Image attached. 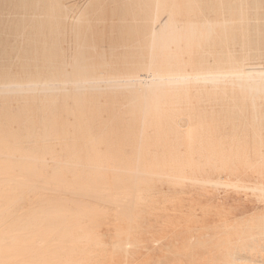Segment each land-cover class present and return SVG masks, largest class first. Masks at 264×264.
<instances>
[{
  "label": "rangeland",
  "instance_id": "obj_1",
  "mask_svg": "<svg viewBox=\"0 0 264 264\" xmlns=\"http://www.w3.org/2000/svg\"><path fill=\"white\" fill-rule=\"evenodd\" d=\"M241 1L243 2V8H244L242 11L243 13H245L246 11V14H247L246 16L247 19L245 17V20H242L240 14H234V13L229 14L228 12L224 14L222 12L221 13L219 12L220 14L218 13L217 15H214V16L212 13L210 14L208 13L206 15V18H209L210 20H214V19L216 20V21L214 20L217 23L216 34L218 35L219 40L220 41L222 40V43H223V47L218 46L216 48V50L218 49V52L216 53L214 52V54H207V60L208 61L210 60L209 61L210 63L211 61H213L212 63H214L215 61L214 58L216 59L218 55H223L224 53L227 54L228 51L230 50V52L232 53L229 52L227 55L229 56L234 55L232 56L233 58L234 57L235 58H240V57L246 58L247 61L245 60L244 68H247L249 70L259 68L263 70L264 69L263 68L264 58H262V55L264 57V32H263L264 31V24H263L264 23V0H250V1L248 0V2L247 0H241ZM227 2L232 4V3H235L236 0H227ZM253 2H257V4L255 5L257 6L256 9L252 5ZM258 5L260 6L258 7ZM145 6H146V0H0V70L3 69L4 71H7L8 73H19V74L22 73V75L26 77L28 75L27 73H30L29 70L30 71L35 70L37 67L38 68L41 67L40 69L46 68L44 67L46 64L44 62L43 57L47 56V54H49L50 51L53 50L54 48L58 51L59 55L64 59L66 64L70 67V65L72 66V61L74 59H78L81 57L80 52H78L79 57L77 56V52H76V50L79 48V47L78 48L76 47L80 44L82 51L83 50L86 51L84 55L87 58L89 57L88 58L89 62L87 61V58L86 59L84 58V61H82L83 58L81 57L80 63H78L79 61L77 63L85 66V64L89 63L90 65L91 63L93 65L94 62L99 61V62H96L97 65L100 64L99 68L96 65L93 67L92 65L90 66L86 65V66H88L90 70H92L95 67L93 69L94 71L92 70L94 74L98 75L99 72H102L100 73L99 77H104L105 75H107V73L110 74L109 76L107 75L108 77L105 76V80L101 78L99 82H98L99 79L95 81V79L99 77L94 78V79H87L88 81L86 82L84 80V83H82L83 82L82 81L81 83L83 85L85 84L86 86L85 85L83 86L82 84L76 83V82H75L76 84L71 83V81H69L70 83L68 82L69 84L68 85L64 83L67 81H63L62 85L60 84L61 82L58 83L59 86L56 85V87L58 88L52 86V88H54V90H52L50 85H40L41 87L45 86L43 88H46V89L49 86L48 89L51 88V90L47 89L48 91L40 90L39 84H36V86H34L35 89L37 87L36 91L35 90L34 91L33 90H30V91L22 90L23 88L28 87L29 89V87L30 88L33 87L29 85L30 83L27 84L28 86L27 85H24V87L20 86V84L22 83L23 84L27 83L26 79H28L29 76L23 79L26 82L20 81L19 83L18 82L13 83L10 81L6 82V80L2 81V78H0V80L2 82H5L6 85L9 84V87L6 86L4 83L3 85H0V87L5 85L3 88L2 87L0 88V91L1 89L5 90L9 88L5 92L4 91L0 92V103H1L0 107L4 105L5 107L2 106L1 109L4 110L5 108L4 110L5 113L7 111V113L4 114L2 113L0 109V118H1L0 126H2V128L0 127V133L1 134L6 133L4 135H7V132H8V138L11 137L12 139V141H10L11 144L12 143L14 144L17 141L15 143V146L18 145L19 149H21V152L29 149V151L33 150L41 156L47 155L46 156L47 158L46 160H48L47 164H50V166L45 164L46 160L44 157H42L43 160L38 164L40 165V167H42V169L44 168L43 170L46 173H47V169L49 172L52 171L53 169V167L51 168L53 163L51 165L50 162L52 161H50L49 158L51 156L53 157L54 154L56 155L57 152H59L58 150H60V148L62 147L61 150L63 149L64 152L66 151L67 152L64 153L63 151H60V152H63L64 154L62 153H60V155L57 154L58 159L54 156L55 163L57 162V160L58 161L62 160V162L60 161L59 163L57 162L58 165L54 164L53 170H59L60 168H63L62 170L60 169L59 171L68 173V176L67 175L66 176L69 178L72 177L71 174L76 175L74 180L78 178L79 182H80V174L81 176L86 175L87 177L89 169L91 172V173L89 172V174L90 175L93 174L91 176L88 174V176H90L91 179H92V176L96 175L97 179L96 177H94L96 180L94 179L95 180L94 181L92 179V181L96 182V189L98 188L97 190L100 192L95 190V192L92 191L91 193L89 191L90 194L96 193L97 196L94 194V196L92 197L93 199L90 197H87V195L86 197L90 199H87L85 195H83L84 199L81 195H80L81 197L77 195L76 198L82 202L76 201L75 203L77 204H74V205L75 206L77 205L76 207L83 209V211L87 210V216L89 215V219H90L89 225L91 224L89 228L90 229L93 228V230L95 229L94 230L95 232L91 229L93 237L94 236L103 237V240L105 241L104 245L103 244H100V245L101 246L108 245L106 246L108 247V249L102 246L104 250L103 251L101 247H98L97 249L96 246L98 245H96V242H95L96 240L94 241L95 245L93 243H90L89 245L90 247H88V249L91 248L89 250L93 251V254H96L98 256V257L96 256L95 258H98V260H100V261L97 260L98 262V263L96 262L97 264H264V193H263L264 191L261 192L260 190L256 189L257 185L264 183V159L261 161V159L257 156L259 154H262V156L264 155V116H263L264 115L263 114L264 113V93L259 96L257 94L256 95L254 94V96H256L254 98L252 97L253 94L250 93L251 97L254 100L253 101L249 95L250 91L241 89L239 85L237 84V81H232V83H230L231 80H229V77L228 78L225 77L226 79H223L224 82L218 80L217 82L210 81L211 82L210 83L206 79H203V81L202 80L200 81L199 78L203 77L202 74H200L198 75L199 81L191 78L192 82H191V79H190V82L188 80L187 83L185 84L186 85L185 88L183 84H182L183 86L178 85L176 87L167 86L166 89L167 90L169 89V90L168 91L166 90V97L164 99V103L162 105L161 111L154 113V111L150 110L146 115H143V111H141V109L139 110L136 104H138V102L139 103L143 102L144 99L141 98V101H140V98L135 99L134 98L135 96L133 93L137 90L136 88H138V86H136L138 79L130 78L131 81H128L126 79L128 76H125V71L128 67L131 66L130 62L134 57H143L147 59L151 55V54H148V52L149 53L151 52L150 48H148V46H146V42L142 40L141 38L142 34L140 32V28L144 25L143 14H142L143 12L141 8H144ZM246 7H247V10H249V12L245 9ZM227 14L230 16H228ZM248 15H251V16H248ZM66 16H70V17L66 18ZM220 17L221 18L223 17L224 19L228 21L231 18L233 21L230 20L229 22H224L225 20L223 18L221 19ZM202 18H205V16L203 15ZM218 20H221L220 24L219 22H217ZM248 24L250 25L255 24L253 26L254 27L253 31L251 30L249 36L251 35L250 36L251 38H253L254 36L255 37L258 36L260 38L259 50L246 48L239 42H236V43L232 42V40H230L229 38V36L232 34L230 32H233L234 28L236 29L239 26L246 27V25ZM52 42H54L55 44L54 43L52 44ZM141 45L143 47H141ZM59 48H61V50ZM62 50L65 53L64 55H63ZM78 50L80 51V48ZM247 50H251V51H247ZM255 52L262 53L258 55L259 57H261V60H258L260 58H258L257 54L256 55L253 54V56L254 55L255 56L251 57L252 53H255ZM97 54L100 55V57L102 55L104 57L102 56L100 58ZM215 54H216V57H215ZM248 54H249V57H248ZM64 57H66V59ZM67 57H68V60H67ZM187 58H188V55H187ZM254 58H257V59L255 60ZM102 59L105 60V62L107 61L109 63L111 62L112 63L108 64L106 62L107 64H104V61H102ZM85 60L87 61V63ZM69 61L71 63L70 65H69ZM101 61L104 64V69L106 68L105 70L103 68H100L101 66H103V64L100 63ZM249 61L251 64L248 63ZM73 64L74 66L77 65L74 62ZM259 64H261V66ZM20 65H21V68H20ZM105 65L107 66L105 67ZM95 69H96V72H95ZM108 71H110V73ZM118 72H121V74ZM103 73L105 74L104 76H103ZM113 73L116 74L118 78ZM111 75H112V79L110 78ZM120 75H122V77L124 76L123 77L124 79H121ZM119 79L121 81L123 80L125 81L123 82L120 81L121 82L120 83ZM90 80H92V83L89 82ZM220 80H222L221 77H220ZM2 82H0V84H2ZM114 82L120 83L121 85L113 84ZM133 82H135L136 85L130 84ZM235 82H236V86H234ZM10 84L11 85L15 84L16 86L11 87ZM96 84H99V85H96ZM80 85L82 86L80 87ZM17 86H19V88L22 90L21 92L19 91L20 89L18 88H17L18 91L12 90L13 88L16 89L15 87ZM60 86H62V88L59 89ZM98 86L100 88H98ZM193 86L195 87L193 88ZM73 87L75 88L78 87L79 89L78 88L77 89L80 92H78L76 89H73ZM63 88L64 90H61ZM191 88L192 90L189 91V89ZM170 89H172V91ZM176 89L179 91H176L174 93V90ZM244 91L245 92L247 91L248 93H245ZM247 94L249 95V97ZM31 95L33 96L31 97L33 99V102L29 98ZM65 95L67 97H65ZM9 97H11L12 100H9L10 99ZM13 97H15L17 102L15 101V99H13ZM18 97H21V99H19ZM23 97H24L25 102L28 101L26 103V106H24L25 103L22 102ZM132 97L134 98V100H132L133 99ZM17 98L19 101L17 100ZM52 98L55 99L54 100L56 101L55 103L54 101H52ZM4 100L6 101L4 102ZM9 101L14 103V105ZM129 101L130 103H128ZM15 102L19 103L17 104V107L18 105L21 106L22 104V106L19 107L20 109L16 108ZM29 102L30 104L33 103V105L28 106ZM252 103L253 104L256 103L257 105L256 110L254 109L257 115L255 114V111L252 109L253 107ZM6 104H9V106L11 105V107H9ZM6 106L8 109H6ZM39 106L41 107V109L39 108ZM50 106L52 109L50 108ZM238 106L243 107L245 109L239 110L237 109ZM249 106H251V109ZM53 107H58V108L55 109ZM9 108L10 109L12 108V109L9 110ZM22 108H24V111L21 110ZM25 108H27V111H25L26 110ZM60 109L62 110V112ZM20 110L21 112L27 113L25 114L23 119L26 121L30 120L32 122L26 123V121L24 122V120H18L20 121V127H18L17 125L19 124H16V123H19V122H16V121L19 117L22 118L23 116ZM39 110H41V112ZM12 111H14L13 112L14 114L12 113ZM19 113L21 115L18 116ZM28 113H29L30 119H27V118L25 119L26 115L28 117ZM45 113L47 115H45ZM7 114H8V117L12 115V118L14 119L12 120L16 122L15 124L13 123L14 125L12 124L10 120L11 118L9 119L10 123L8 122V124H6L7 126L4 124L2 125V120ZM32 114H34L33 116L34 117L36 116L37 118H38V114H40L39 115L40 117L38 119L35 117L36 118L35 119L32 116ZM55 114L58 115L56 116L57 118L54 117ZM42 115L46 116V118L44 119ZM59 117L61 119H59ZM49 118H51L50 121H52L53 126H56L57 125L56 123L59 124V121L61 120L60 124L62 123L61 124L62 127L60 124L56 128L52 127V125L51 127H49L50 124L49 125L47 124L48 126L47 125L46 126L48 128L47 127L44 128L45 125L44 126L41 125L43 124L42 119L46 122L47 120H49ZM39 119L40 121H42L40 123L38 122L39 128L42 127L41 129L35 128V127H38V125L34 121L36 120L39 121ZM101 120H103V122L106 121L105 122L106 124L103 125L104 123H102ZM98 122H100L99 125H98ZM34 123L36 126L32 127V124L34 125ZM127 123L128 124L130 123V125H128ZM148 123L151 124V126ZM65 124H69V126L71 127H68V125L65 126ZM78 124H80V126ZM21 125L24 127H26L25 125H27V127L23 128ZM125 125L126 127H124ZM28 126H30L32 130H29L30 127ZM64 126H65V129H63ZM92 126L93 127L101 126L99 128V131L101 130L100 133L102 137H103V134L105 133L108 135L106 137L105 136L106 134H105L104 135L105 137L102 138L101 135L99 136L100 134L99 132H97V134L95 133V135L99 136L98 137L99 140L101 138L102 139L108 138L109 136L111 137L113 136L116 140L112 138L113 140L112 139L110 140V141H113L111 142L112 144L109 141L111 137L107 139L108 142L106 141V144L105 142H103L104 140L101 141L102 139L99 142L96 141L97 138H95V136L93 139V135L91 138V136H89L88 134L89 132L91 134V131L95 132L98 130V128H95L97 129V130L94 129L95 131L92 130L93 129ZM104 126L106 127L107 130L105 129ZM75 127L77 130L75 129ZM84 127L86 128L84 129ZM12 128L13 130H11ZM34 128H35L34 130L35 132L33 131ZM51 128L55 129V133L57 132L56 130L58 128V132H59L55 134L54 141L53 139H51L54 136L53 134L54 130L53 129L51 130ZM102 128L104 131L102 130ZM124 128H127V129H124ZM37 129H39L40 131L38 130L39 132H37ZM73 129H75L74 131H76L74 132V134L71 133ZM115 129L117 130L116 131L117 133H115ZM119 129H121L120 131L123 130L121 132L122 134L118 132ZM27 130L29 133L27 132ZM42 130L46 132H43ZM63 130L65 132H63ZM85 130H86L85 136H89L87 137V139L85 138L87 141L85 143L88 144L87 147L84 146L86 145L85 143L84 144L81 143V141L82 142L85 141L84 140ZM126 130L128 131L127 133L129 134L128 136L126 135ZM131 130H133L134 132L136 131L135 134L137 136H135L133 131ZM129 131H131L133 133V136L137 138L136 139L132 138L133 137L131 135L132 133ZM48 132L50 133V138L48 139L49 136L47 135L48 137H45L44 138L45 140L42 138L44 140L43 141L44 143L40 142L42 140L39 141L38 137H40L41 139V137H43L42 135L46 133L48 134ZM60 132H62L61 133L62 135H60L61 137L58 135L60 134ZM36 133L37 134L41 133V134L36 136ZM69 133L72 134L71 135L72 137L70 136ZM75 133L77 134L78 138L77 140L71 142L70 141L71 138H73L71 140H74L76 138ZM13 134L15 135L14 138L12 137ZM28 134H29V137L32 134V137L29 138L27 136ZM63 134H65L64 135L65 139L64 138L62 139ZM66 134L68 136H66ZM79 134H82V135H79ZM4 135L0 136V140L1 138L4 137ZM141 135H144L143 138ZM56 136H57V139H56ZM80 136L82 137L80 138ZM129 136L130 138L134 139L133 140L134 142H132L131 139L127 138ZM145 136L147 139L144 138ZM190 136H193L195 140L193 138H190ZM79 138L80 140L81 139L82 140L81 141L78 140ZM164 138L165 140H163ZM50 139L52 141H50ZM61 139L64 141V143H67V144L71 142L72 145L70 144L71 146H69L66 144V147L68 146L69 147L68 149L64 150V146H65L64 143L60 144L58 142ZM67 139H69V141ZM189 139H191L192 141L191 140L189 141ZM90 140L96 141L97 146L99 145L98 143L102 145V146L100 145L99 147L101 149L98 148L99 152L101 153V154L98 153V155H101L99 158L98 156L97 158L95 157L98 152L97 146L94 144L95 143L94 141L91 142ZM167 140L169 141L166 144L167 145L169 144V145L165 146L166 145L165 141L167 142ZM88 141H90V144L92 143L93 146L92 144L89 145ZM142 141L144 142L141 144L140 142ZM53 142H56L58 146L57 144H55L54 146ZM138 142L141 144V146ZM39 143L40 144L42 143L41 146ZM188 143L189 144L192 143V145H189ZM73 144L75 146H73ZM125 144H127V146L129 145L130 148L125 146ZM130 144L133 146H131ZM162 144H165V145L160 146ZM28 145L29 147H27ZM32 146H36V150L34 148H31ZM79 146L81 148H78ZM105 146H107V148ZM53 147H55L56 149ZM92 147L96 148V150L92 151L94 149ZM131 148H134V149H131ZM161 148H162V151H161ZM50 149L52 151L55 150L53 155H51ZM75 149H79V150L83 149L85 154L82 153V150L79 152L78 150L75 151ZM102 149L104 150V153L102 152L103 151ZM121 149H122V152L120 151ZM128 149H129V152L127 151ZM45 150L48 151L50 153L49 155L51 156H49L47 152H45ZM87 150L89 151L88 153H86ZM109 150H111L112 153ZM167 150L168 151L170 150L171 152L169 153L173 154L172 158ZM69 151H70V155L68 154ZM74 151L76 155L74 154L71 157V154H72L71 152L74 153ZM163 151L164 153L162 154L161 152ZM76 152L79 155L83 154V157H79ZM91 152L92 154L95 153L96 155L93 154L92 156L90 154ZM153 153L157 155V159H159L157 160L158 162L157 161L155 162L156 156L153 158L154 156ZM158 153L161 156L162 155L163 156L161 157L160 155H158ZM165 153H166V156H164ZM86 154L87 156L85 157ZM103 154L105 156L108 155L107 156L108 160L111 157V154L112 156L114 155V157L116 158L114 159V163L112 162L113 161L112 158H111L112 161L110 159L109 162H106L107 159L105 160V156ZM130 154H132L131 156H133L134 158L133 157L131 158ZM137 155L140 156V159H138L139 161L141 160L140 163H143V164L146 163V166L143 164L141 165L139 161L135 160L137 159ZM223 156H226V157L224 158ZM120 157L123 158L121 159L122 161L120 160ZM164 157L165 159H163ZM79 158L81 159L85 158L84 160L85 163H87V161H90V165L92 166L89 165V162L87 163L88 166L85 165V163L83 164V162L80 163L81 161H83L81 159H80V162L78 163L80 165H78L77 162L79 161ZM86 158H88L87 161H86ZM151 158H153V160ZM228 158L229 159L231 158L232 160H227ZM74 159L75 161H73ZM99 159L101 161H99ZM124 159L126 162H124ZM147 159L150 160V163L152 160V162L154 161L156 164H158L161 161L159 163L160 164L159 166H161V164L163 163L162 168L158 167L155 163L153 164L156 165V167H153L152 166L153 164H150V163L148 166L149 161L146 162ZM69 160H71L70 161L72 162L71 164L69 163ZM94 160L98 161L97 164L93 163ZM162 160L164 162H162ZM205 160H206V163L204 162ZM136 161L138 162L140 167H138ZM168 161H173L172 167L170 166L171 164L169 165L172 168L171 170L173 171H169L170 167L167 166L168 165L167 163H169ZM221 161L223 162L225 161L229 163L223 164L221 163ZM117 162H119L120 164ZM165 162L167 163L164 165ZM183 162H184V165H183ZM197 162L199 166L202 165L201 163L204 162L203 168L202 166H200V168L198 166L197 168V165L196 167H194L193 165H195V163L197 164ZM62 163L63 164L65 163L64 164L65 169L68 171L70 169L71 173L66 170L64 171V167ZM98 163H100V165ZM115 163L119 164V166ZM187 163H191L190 165L194 167L195 170L192 167L191 169L190 167H186L185 169V167L183 166L185 165L189 166V164ZM69 164L70 165L73 164V166L75 167L73 168L70 166L71 168L70 167L68 168ZM104 164L105 166H107L106 164H109L110 166L113 164L114 166H112V168L113 167L114 168L111 171V167L110 169H108L109 166L108 168H104L105 167ZM205 164H207V166H205ZM125 165L127 166V168ZM47 166H49L50 168ZM76 166H79V167L81 166V169L78 167L79 170H81L80 174ZM93 166L96 167V169L92 171V169L94 168ZM178 166H182L183 169L186 170V173H185V170L183 171L182 167H180V169L183 171V173L181 170H178L179 169ZM57 167L59 169H57ZM87 167L89 169H86ZM115 167L117 170H115ZM119 167H121L120 170L118 169ZM124 167L126 169L123 170L122 168ZM101 168L102 169L104 168V170H101ZM139 168L142 172H140ZM174 168H176V170ZM210 168L212 169V171ZM85 169L87 173L85 172ZM129 169L131 170L127 171ZM142 169L146 170V172L148 171V174ZM154 169L157 170L155 171L156 173L152 172L154 171ZM161 169L164 172H162ZM215 169H218V170H215ZM192 170L194 171V173ZM73 171H78V173L73 172ZM107 171H108V174H106ZM132 171H134L135 178H133L134 174ZM177 171L178 172L181 171L179 175ZM175 172L177 173V176H175L176 174H174L176 178L171 176ZM216 172L220 174L219 176L221 175L222 176L218 177L217 176L218 174ZM66 173H63V175H65ZM97 173H99L100 175L99 174L98 175L101 177L102 175L104 176L106 174L107 177L106 176L102 177L101 178L102 181H101L99 180L100 178L99 176H97ZM166 173H170L171 177H169V174L167 175ZM184 173L186 176L184 175ZM136 174L138 175L137 179H136ZM193 174L196 175L197 177H195ZM202 175L205 176V178ZM190 176H193L195 178H192ZM86 177L84 178L83 176L81 181L83 182L85 180L89 181V178L87 177L88 178L87 179ZM103 178H106V179L104 180ZM130 178H131V181H134V183L128 182ZM191 178L194 179V181ZM196 178H198L199 180L201 178L202 182L201 181L196 182L197 181L195 180ZM209 178L213 179L214 181H218L219 179L221 184L223 181H224L223 182L224 184L221 185L219 183L218 185L215 182L208 183L205 180ZM220 178L224 180H220ZM17 179L20 181L24 180L23 177H17ZM115 179H117L118 181L115 182ZM122 179L126 183L124 182L122 184L123 182ZM236 179H238L240 182ZM106 180L109 182L110 185H112L111 187L110 185L107 186ZM137 180H139L140 182ZM186 180H188L189 182ZM77 181L75 180V182ZM90 181L88 183H91ZM94 182L90 184V187L92 186L93 188L95 186ZM99 182L100 183L104 182V185H100L99 187L98 185ZM118 182L121 185L118 186L116 189L117 185L115 184H119ZM227 182L229 185L227 184ZM233 182L235 185L238 182L237 186H233L234 185L232 184ZM259 182L261 183L259 184ZM214 183L215 185H213ZM133 184L134 186H132ZM135 184H137V186H135ZM125 185L130 186V187L132 186L133 188L132 189L129 187L127 188V186ZM245 185L249 187L251 186L250 189L248 187H243ZM124 186L127 189H125ZM202 189H204L206 193H204ZM200 190L202 191V193L200 192ZM18 191H20V193H18ZM27 191L28 189L26 191L25 189L24 191L23 189L22 190L17 189L15 190V192L13 191L10 193V196L16 197L17 200L19 197L20 199L19 203L21 204L20 206H18L17 204L19 203L14 198L15 199L14 203L18 207H16V205H14L13 207V210L14 211L16 210L15 211L16 214L14 211H13L14 213L12 212L11 216L13 218H15L16 215L20 217L21 214H22L21 217H24L23 216L24 214L27 215L29 213L27 212L28 209L30 211V214H32L35 207L37 206L40 207L39 203L38 205L37 204L35 205V202L34 204L32 202L34 198L39 197V191L35 190L36 192H34L33 190L32 191L33 193L30 191L31 192L30 194ZM102 191L103 193L105 192L106 196L105 194L102 193ZM20 194H21V197L23 196L25 199L23 197L21 198ZM102 194H103V199L101 197ZM27 195L30 197H28ZM95 196L97 200L94 199ZM27 198L29 199L30 202H32V205L28 200L26 201ZM113 198L116 199L117 201H118V198H120L119 199L120 202L121 200L122 201L127 200V199L128 200L124 201L126 202L124 206L122 204L124 202L120 203L118 201L120 203L119 204L120 206H118L117 205L118 202L115 205L116 200H114ZM14 199L12 198V200ZM22 200H25L26 203L24 201L21 202ZM106 202H108L107 206H106ZM86 203L90 205L88 206L86 205ZM29 205L31 208H29ZM92 206L95 208H93ZM97 206H99L100 208H97ZM129 206L131 208H129ZM24 208L27 209L25 210L26 212L24 211ZM18 209H19V212H18ZM95 209L97 210V212ZM100 209H104V210L100 211ZM105 210L107 211V213H105L106 212ZM92 211H94L96 214L99 213L97 214L98 218L95 213L94 214L92 213ZM26 215L24 218H27ZM16 218L18 219V217ZM91 220L92 221L94 220L95 222H92ZM258 222L259 224H257ZM96 224L97 225L99 224V225L96 226ZM131 226H134L133 228L134 230L132 229ZM117 228H119V230ZM118 233H120L121 236ZM30 240L28 239L27 242L29 243ZM32 240H31L32 241L31 245H33V247L39 246L35 238L34 239L32 238ZM118 241L119 243H117ZM127 242L131 244L130 246L128 245L129 247L127 246L128 250L126 247V245L128 244ZM120 243L123 245H121ZM23 244L22 243L17 244L16 247L13 249V251L11 250V253H13L11 254V256L12 255L13 256L10 259L11 264H16V262L18 261L17 254H20L19 252H22L21 250L24 247L28 250L26 255L28 256L29 254L30 259L28 258L27 260L26 259L27 256L24 257L25 260L22 262L23 264H41V263L45 264V261L43 260L44 258L41 256V251H40V248H42L43 245L41 247H38L39 250L38 248H36V250L38 251L34 252L35 250L31 251V249H29V248L34 249L31 245L24 244L23 247L20 246ZM26 245L28 246L26 247ZM29 250L30 252H33V253H29ZM94 251L96 252L94 253ZM38 253L39 255H37ZM34 254L36 255L35 257L33 256ZM111 254H113L114 256L113 255L111 256ZM102 259L105 262H103Z\"/></svg>",
  "mask_w": 264,
  "mask_h": 264
},
{
  "label": "bare ground",
  "instance_id": "obj_2",
  "mask_svg": "<svg viewBox=\"0 0 264 264\" xmlns=\"http://www.w3.org/2000/svg\"><path fill=\"white\" fill-rule=\"evenodd\" d=\"M250 1V0H249ZM140 2V1H139ZM233 2V1H232ZM247 2H248V0H247ZM247 2H245V3H247ZM53 4V3H52ZM140 4V3H139ZM257 4V2H253V7H255V9H256V7L257 6H255ZM259 4V3H258ZM246 5V4H245ZM251 5V6H252ZM53 6V5H52ZM260 5H258V7H259ZM65 7V6H64ZM141 7V6H140ZM143 7V6H142ZM248 7V6H247ZM247 7L245 8L246 10H247ZM249 8H250V6H249ZM248 8V9H249ZM142 9V14H143V20H144V25L140 28V32H141V34H142V40L144 41V42H146V46H148V48H150V53L148 52V54H151L150 56H149V58H143V57H134L132 60H131V66L130 67H128L127 69H126V71H125V76H128L126 79L128 80V81H131V79L130 78H135V79H138L137 81V85L135 84V82H133V83H130L131 85L132 84H134V85H136V86H138V88H136L137 90L135 91V92H133L134 93V98L135 99H137V98H140V101H141V98H143L144 100H143V102H138V104H136L137 105V107L139 108V110L141 109V111H143V115H146L150 110L151 111H154V113L155 112H160L161 111V108H162V105H163V103H164V99H165V97H166V87L167 86H174V87H176V86H178V85H184V88H185V84L187 83V81L189 80V82H190V79L192 78V79H194V80H197V81H199V79H200V81L202 80L203 81V79H206V80H208L209 82L211 81V82H217L218 80L219 81H222V82H224L223 81V79H226V78H228L229 77V80H231L230 81V83H232V81H237V84L239 85V87L241 88V89H244V90H247V91H250L249 92V95H250V93H252L253 95H252V97L254 98V97H256V96H254V94L256 95H262L263 93H264V69L263 70H261V69H259V68H257V69H247V68H244V65H245V60H246V58L245 57H240V58H233L232 56H234V55H232V56H229V55H227L229 52H230V50L228 51V53L226 54V53H224L223 55H218V57L215 59L214 58V63H212L213 61H211V63L207 60V54H214V52L216 53V52H218V49L216 50V48L218 47V46H220V47H223V43H222V40L220 41L219 40V38H218V35L216 34V30H217V23L214 21V20H210L209 18H206V15L209 13H212L213 14V16L214 15H217L219 12L221 13H226V12H228L229 14L230 13H234V14H240V16H241V18H242V20H245V17L247 16V14H246V11H245V13H243V2L241 1V0H236V2L235 3H229V2H227V0H222V1H220V0H146V6L144 7V8H141ZM254 9V8H253ZM258 9V8H257ZM252 10V9H251ZM250 10V11H251ZM65 11V10H64ZM248 12H249V10H247ZM258 11V10H257ZM247 12V13H248ZM219 13V14H220ZM252 13V12H251ZM211 14V15H212ZM222 14V15H223ZM141 15V14H140ZM203 15L205 16V18H202L203 17ZM228 15V14H227ZM256 15V14H255ZM226 16V15H225ZM228 16H230V15H228ZM248 16H251V15H248ZM68 17H70V16H66V18H68ZM256 17V16H255ZM258 17V16H257ZM221 18V17H220ZM223 18V17H222ZM221 18V19H222ZM227 18V17H226ZM224 19V18H223ZM246 19H247V17H246ZM253 19V18H252ZM137 20V19H136ZM225 20V21H224ZM223 21L224 22H229L230 20H232L231 18L229 19V21L228 20H226V19H224ZM67 21V20H66ZM233 21V20H232ZM236 21V20H235ZM248 21V20H247ZM75 22V21H74ZM217 22H219V24H220V22H221V20H218ZM249 22V21H248ZM243 23V22H242ZM245 23H246V21H245ZM136 24V23H135ZM258 24V23H257ZM264 24V23H263ZM222 25V24H221ZM230 25V24H229ZM255 24H248V25H246V27H240L239 25V27H237L236 29L234 28L233 29V32H230V33H232L230 36H229V38H230V40H232V42H239V43H241L244 47H246V48H249V49H257V50H259V48H260V38L258 37V36H254L253 38H251L250 36H249V34H250V32H251V30L253 31V26H254ZM225 26V25H224ZM224 26H222V27H224ZM245 26V25H244ZM78 28V27H77ZM231 28H232V26H231ZM256 28V27H255ZM219 29V28H218ZM228 31H230V30H228ZM263 31V30H262ZM261 32V31H260ZM264 32V31H263ZM78 33V32H77ZM138 33V32H137ZM217 33H219V32H217ZM262 33V32H261ZM76 34V33H75ZM80 34V33H79ZM258 34V33H257ZM217 35V36H216ZM224 35V34H223ZM260 35V34H259ZM221 36V35H220ZM253 36V35H252ZM138 37V36H137ZM56 38V37H55ZM140 39V38H139ZM96 40V39H95ZM95 40H93V41H95ZM125 40V39H124ZM224 40V39H223ZM83 41V40H82ZM84 42V41H83ZM224 42V41H223ZM54 42H52V44H53ZM77 43V42H76ZM91 43V42H90ZM93 43V42H92ZM55 44V43H54ZM61 44V43H60ZM233 44V43H232ZM56 45H57V43H56ZM89 45V44H88ZM95 45V44H94ZM81 45L79 44L76 48H80V51L77 49L76 50V52H77V56L79 57V55H78V52H80V56L83 58L82 59V61H84V58L86 59L87 57H85V52L86 51H82V49H81V47H80ZM82 46H84V45H82ZM86 46V45H85ZM90 46H92V45H90ZM127 46V45H126ZM242 46V47H243ZM48 47V46H47ZM124 47V46H123ZM136 47H138V46H136ZM141 47H143L142 45H141ZM228 47V46H227ZM53 48V47H52ZM83 48V47H82ZM90 48H92V47H90ZM147 48V49H148ZM226 48V47H225ZM50 49V48H49ZM60 50H61V48H59ZM58 49V50H59ZM75 49V48H74ZM85 49V48H84ZM93 49H94V47H93ZM131 49V48H130ZM227 49H229V48H227ZM46 50H47V48H46ZM89 50V49H88ZM263 50V49H262ZM82 51V52H81ZM227 51V50H226ZM234 51V50H233ZM243 51H244V49H243ZM247 51H251V50H247ZM60 52V51H59ZM62 52H63V55L65 54L64 53V51L62 50ZM135 52H137V51H135ZM235 52V51H234ZM105 53V52H104ZM230 53H232V52H230ZM249 53V52H248ZM99 54V53H98ZM97 54V55H98ZM101 54H103V53H101ZM253 54H257V56L259 55V54H262V53H258V52H255V53H252V55H251V57L253 56ZM62 55V56H63ZM147 55V54H146ZM145 55V56H146ZM185 55H186V57H185ZM187 55H188V58H187ZM254 55V56H255ZM35 56H36V54H35ZM99 57H100V55H98ZM97 56V57H98ZM103 56V55H102ZM101 56V57H102ZM135 56V55H134ZM244 56V55H243ZM253 56V57H254ZM69 57V56H68ZM68 57H67V60H68ZM81 57L80 58H78V59H74L73 61H72V66L70 65L71 63H70V61H69V65H70V67L66 64V62L64 61V59L59 55V53H58V51L54 48L53 50H51L50 51V53L49 54H47V56H44L43 58H44V62H45V66L44 67H46L45 69L43 68V69H40L41 67H37L35 70H32V71H30L29 69V72L30 73H27L28 75L27 76H29L28 77V79H26V81H27V83L26 84H23L22 82V84H20V86H23L24 87V85H27V84H29V85H31V86H33V87H29V89H28V87L27 88H23L22 90H25V91H30V90H37V87H36V89L34 88V86H36V84H39V86L40 85H50V87L52 88V86L53 87H56V85L57 86H59V82H61L60 84L62 85L63 84V81H67V82H64V83H66V84H68V82L69 81H71V83H80V84H82V83H84V80H85V82L86 81H88L87 79H94V78H97V77H99V75H100V73H102V72H99V74L97 75V74H94L93 73V69L95 68H93L92 70H90L89 69V67L88 66H86V65H89V63L88 64H85V66H83V65H80V64H78V63H80V60H81ZM100 57V58H101ZM104 57V56H103ZM106 57V56H105ZM212 57V56H211ZM215 57H216V54H215ZM238 57V56H237ZM248 57H249V54H248ZM247 57V58H248ZM36 58H37V56H36ZM65 59H66V57H64ZM73 58H75V57H73ZM77 58V57H76ZM89 58V57H88ZM88 58H87V61H88ZM213 58V57H212ZM258 58H260V59H258V60H261V57H259L258 56ZM262 58H264L263 57V55H262ZM106 59V58H105ZM111 59V58H110ZM255 60L257 59V58H254ZM77 60V61H76ZM90 60H91V58H90ZM79 61V62H78ZM86 61V60H85ZM87 61H86V63H87ZM102 61H104V64H111V63H109V62H105V60H103L102 59ZM102 61L100 62V63H102ZM247 61V60H246ZM36 62H37V60H36ZM73 62L74 63H76L77 65L76 66H74V64H73ZM78 62V63H77ZM89 62V61H88ZM96 62H99V61H96ZM96 62H94L93 63V65L90 63V65H92V67L93 66H97L98 68H99V66H100V64H96ZM115 63V62H114ZM248 63H250V61L248 62ZM103 64V63H102ZM104 64H103V66H101L100 68H103L104 69ZM212 64H213V66H212ZM251 64V63H250ZM36 65H38V64H36ZM41 65V64H40ZM89 65V66H90ZM257 65V64H256ZM260 66H261V64H259ZM107 65H105V67H106ZM112 66V65H111ZM253 66V65H252ZM30 67V66H29ZM88 67V68H87ZM92 67H90V68H92ZM96 67V68H97ZM20 68H21V65H20ZM113 68H115V67H113ZM253 68H255V67H253ZM263 68H264V66H263ZM106 69V68H105ZM104 69V70H105ZM259 69V70H258ZM23 70V69H22ZM114 70H116V69H114ZM10 71V70H9ZM123 71H124V69H123ZM20 72V71H19ZM27 72V71H26ZM95 72H96V69H95ZM97 72H98V70H97ZM109 73H110V71H108ZM105 73V72H104ZM103 73V76L105 75ZM118 73H120L121 74V72H118ZM117 73V74H118ZM123 73V72H122ZM114 74V73H113ZM124 74V73H123ZM200 74H202V76L203 77H201V78H199L198 79V75H200ZM107 75L109 76L110 74H108L107 73ZM107 75H105L106 77H108ZM116 77H117V75L116 74H114ZM113 75V76H114ZM221 75V76H220ZM224 77H223V76ZM27 76L25 77L24 75H22V73H8L7 71H4L3 69L2 70H0V78H2V81L3 80H6V82H20V81H25V80H23L24 78H27ZM101 76H102V74H101ZM105 76L104 77H99V78H97V79H95V81H97L98 79V82L100 81V79L101 78H103L104 80H105ZM120 77H121V79H124L123 77H122V75H120ZM220 77L222 78V80H220ZM226 77V78H225ZM111 79H112V75H111V77H110ZM118 78V77H117ZM116 78V79H117ZM197 78V79H196ZM22 79V80H21ZM110 79V80H111ZM130 79V80H129ZM192 79H191V82H192ZM236 79V80H235ZM107 80V79H106ZM118 80V79H117ZM1 80H0V82H2ZM25 81V82H26ZM83 81V82H82ZM94 81V80H93ZM102 81V80H101ZM109 81V80H108ZM113 81H114V79H113ZM121 80L119 79V82H120ZM123 81H125V80H123ZM123 81H121V82H123ZM127 81V82H128ZM34 82V83H33ZM82 82V83H81ZM89 82H91L92 83V80H90ZM110 82H112V81H110ZM116 82V81H115ZM113 83V84H116V85H121L120 83ZM210 82V83H211ZM221 82V83H222ZM226 82V81H225ZM229 82V81H228ZM3 83L6 85V83L5 82H2V84H0V85H3ZM13 83H11V84H13ZM70 83V82H69ZM75 83V84H76ZM129 83V82H128ZM198 83V82H197ZM204 83V82H203ZM206 83V82H205ZM208 83V82H207ZM10 84V86L12 87V86H16L15 84L14 85H11ZM33 84V85H32ZM74 84V85H75ZM190 84H192V83H190ZM196 84V83H195ZM199 84V83H198ZM224 84V83H223ZM235 85L234 86H236V82L234 83ZM4 85V86H5ZM69 85V84H68ZM83 85V84H82ZM82 85H80V87L82 86ZM85 85V84H84ZM83 85V86H84ZM92 85H94V84H92ZM96 85H99V84H96ZM115 85V86H116ZM126 85V84H125ZM182 85V86H183ZM227 85H229V84H227ZM4 86H1L2 88L4 87ZM6 86H8L9 87V84H7ZM28 86V85H27ZM72 86V85H71ZM77 86H79V85H77ZM86 86V85H85ZM89 86V85H88ZM109 86V85H108ZM107 86V87H108ZM124 86V85H123ZM192 86V85H191ZM231 86H232V84H231ZM0 87V88H1ZM10 87V88H11ZM26 87V86H25ZM43 87H45V86H40L39 88H40V90H47L48 89V87H47V89L46 88H43ZM64 87V86H63ZM100 87H101V85H100ZM99 86H98V88H100ZM106 87V86H105ZM122 87V86H121ZM173 87V88H174ZM188 87V86H187ZM186 87V88H187ZM195 86H193V88H194ZM205 87V86H204ZM16 89H12L13 91H18V89H20L19 88V86H17V87H15ZM18 88V89H17ZM32 88H34V89H32ZM51 88H49L48 90H51ZM56 88H58V87H56ZM60 88H62V86H60L59 87V89ZM66 88V87H65ZM70 88V87H69ZM68 88V89H69ZM78 87H73V89H76L77 91H78V89H77ZM93 88V87H92ZM123 88V87H122ZM171 88V87H170ZM172 88V89H173ZM179 88V87H178ZM181 88V87H180ZM210 88V87H209ZM215 88V87H214ZM7 89H9V88H7ZM7 89H1V91H6ZM83 89V88H82ZM172 89H170L171 91H172ZM234 89V88H233ZM21 89L19 90L20 92L22 91ZM47 90V91H48ZM52 90H54V88H52ZM61 90H64V88L63 89H61ZM60 90V91H61ZM70 90H72V89H70ZM169 90V89H168ZM167 90V91H168ZM184 90V89H183ZM186 90V89H185ZM190 90H192V88L191 89H189V91ZM226 90V89H225ZM236 90V89H235ZM240 90V89H239ZM0 91V92H1ZM56 91V90H55ZM54 91V92H55ZM83 91V90H82ZM129 91V90H128ZM176 91H179V90H174V93L176 92ZM245 92V93H248V92ZM39 92V91H38ZM64 92V91H63ZM78 92H80V91H78ZM132 93V92H131ZM191 93V92H190ZM226 93V92H225ZM236 93V92H235ZM65 94V93H64ZM68 94V93H67ZM73 94V93H72ZM77 94V93H76ZM177 94H179V93H177ZM193 94V93H192ZM210 94V93H209ZM74 95V94H73ZM79 95V94H78ZM181 95V94H180ZM248 95V94H247ZM249 95H248V97H249ZM35 96V95H34ZM95 96V95H94ZM173 96H175V95H173ZM187 96V95H186ZM246 96V95H245ZM12 97V96H11ZM11 97H9L10 99L9 100H12V98ZM28 97V96H27ZM31 97H33L32 95L29 97L30 98V100H32V102H33V99L31 98ZM65 97H67L66 95H65ZM233 97V96H232ZM240 97V96H239ZM250 97H251V95H250ZM251 97V98H252ZM19 99H21V97H18ZM18 98H17V100H18ZM133 98V97H132ZM134 98L132 99V100H134ZM177 98H178V96H177ZM253 98H252V100H253ZM4 99H6V98H4ZM13 99H15V97H13ZM23 99V101L22 102H24L25 103V105L24 106H26V103L28 102V101H24V97L22 98ZM36 99V98H35ZM51 99V98H50ZM57 99V98H56ZM179 99H180V97H179ZM209 99V98H208ZM38 100V99H37ZM55 99H53L52 98V101H54ZM82 100V99H81ZM188 100V99H187ZM2 101H3V99H2ZM6 100H4V102H5ZM14 101V100H13ZM15 101H16V99H15ZM19 101V100H18ZM45 101V100H44ZM43 101V102H44ZM51 101V102H52ZM95 101V100H94ZM131 101V100H130ZM130 101L128 102V103H130ZM138 101V100H137ZM254 101V100H253ZM8 102V101H7ZM9 102H11V101H9ZM17 102V101H16ZM15 102V103H16ZM21 102V101H20ZM35 102V101H34ZM56 101H54V103H55ZM134 102V101H133ZM189 102V101H188ZM12 103V102H11ZM38 103V102H37ZM53 103V104H54ZM166 103V102H165ZM3 104V103H2ZM13 105H14V103H12ZM17 104H19V103H16V108H19V107H21L22 106V104H21V106H19L18 105V107H17ZM36 104V103H35ZM34 104V105H35ZM57 104V103H56ZM168 104V103H167ZM253 104V103H252ZM0 105H1V103H0ZM6 105H8L9 106V104H6ZM29 105H33V103L32 104H30V102H29V104H28V106ZM38 105V104H37ZM40 105V104H39ZM49 105H51V104H49ZM48 105V106H49ZM63 105V104H62ZM115 105V104H114ZM2 106H4V105H2ZM1 106V107H2ZM54 106H56V105H54ZM58 106V105H57ZM74 106V105H73ZM189 106V105H188ZM1 107H0V109H1ZM5 107V106H4ZM9 107H11V105L9 106ZM15 107V106H14ZM14 107H12V108H14ZM38 107V106H37ZM59 107V106H58ZM58 107H53V108H58ZM63 107V106H62ZM70 107V106H69ZM250 107V109H251V106H249ZM256 107H257V105H256V103H254L253 104V107H252V109L254 110H256ZM11 108V109H12ZM39 108L41 109V107L39 106ZM50 108H51V106H50ZM68 108V107H67ZM6 109H8L7 108V106H6ZM10 108H9V110H11ZM20 109V108H19ZM26 110L25 111H27V108H25ZM38 109V108H37ZM47 109H49V108H47ZM52 109V108H51ZM135 109V108H134ZM237 109H239V110H242V109H245V108H243V107H237ZM4 110H5V108H4ZM4 110L3 109H1V111H2V113H4V114H6L7 113V111H6V113L4 112ZM8 110V111H9ZM22 111H24V108H22L21 109ZM21 110H20V112H21ZM61 110V109H60ZM60 110H59V112H60ZM71 110V109H70ZM69 110V111H70ZM86 110V109H85ZM170 110V109H169ZM254 110V111H255ZM38 111V110H37ZM40 112H41V110H39ZM55 111V110H54ZM75 111V110H74ZM124 111V110H123ZM134 111V110H133ZM132 111V112H133ZM260 111V110H259ZM14 111H12V113H13ZM15 112H17V111H15ZM29 112V111H28ZM45 112V111H44ZM49 112H50V110H49ZM61 112H62V110H61ZM65 112H66V110H65ZM67 112H68V110H67ZM22 113V118L21 117H19L18 119H17V121L16 122H19V123H16V122H14L13 120V118H12V115H10L9 117H8V114L4 117V119H3V117H2V125L4 124V125H6V124H8V122L10 123V120H11V122H12V124L14 123H16V124H19V125H17L18 127H20V121H18V120H24L23 118H24V116H25V114H27V113H25V112H21ZM24 113V114H23ZM36 113V112H35ZM39 113V112H38ZM47 113V112H46ZM45 113V115H47ZM138 113V112H137ZM14 114V113H13ZM53 114V113H52ZM52 114H51V116H52ZM150 114V113H149ZM255 114H256V111H255ZM264 114V113H263ZM19 115H21L20 113L18 114V116ZM34 114H32V116H33ZM40 114H38V118L40 117L39 116ZM54 115V114H53ZM65 115V114H64ZM142 115V116H143ZM257 115V114H256ZM3 116V115H2ZM14 116V115H13ZM16 116V115H15ZM17 116V117H18ZM43 116V115H42ZM41 116V117H42ZM56 116H58V115H56L55 114V116L54 117H56ZM66 116V115H65ZM86 116V115H85ZM100 116V115H99ZM264 116V115H263ZM263 116H262V118H263ZM34 117V116H33ZM33 117H31V118H33ZM36 117V116H35ZM34 117V118H35ZM44 117V119L46 118V116H43ZM42 117V118H43ZM64 117V116H63ZM87 117V116H86ZM85 117V118H86ZM11 118V119H10ZM21 118V119H20ZM30 119V116H29V113H28V117H27V115H26V117H25V119ZM37 118V117H36ZM35 118V119H36ZM37 118V119H38ZM57 118V117H56ZM73 118V117H72ZM97 118V117H96ZM1 119V118H0ZM10 119V120H9ZM13 119V120H12ZM48 119V118H47ZM50 119L51 118H49V120H47L46 122L42 119V121H40V119H39V121H34L35 123H37V125L40 123V122H42L43 124H41L42 126H44L45 125V127L44 128H46L49 124V127H51V125H52V127H58V125L60 124V121H59V124L58 123H56L55 125L56 126H53V123H52V121H50ZM59 119H61L60 117H59ZM65 119V118H64ZM69 119V118H68ZM71 119V118H70ZM100 119V118H99ZM190 119V118H189ZM9 120V121H8ZM63 120V119H62ZM146 120V119H145ZM252 120V119H251ZM26 120H24V122H25ZM30 120H27L26 121V123H31L32 121H30ZM56 121V120H55ZM73 121V120H72ZM96 121V120H95ZM99 121V120H98ZM7 122V123H6ZM23 122V123H24ZM39 122V123H38ZM68 122H69V120H68ZM101 122L102 123H104L103 125H105L106 123V121H104L103 122V120H101ZM255 122V121H254ZM25 123V124H26ZM35 123H34V125L32 124V127H35L36 125H35ZM44 123H46V124H44ZM52 123V124H51ZM64 123V122H63ZM66 123V122H65ZM79 123V122H78ZM99 123L100 122H98V125H99ZM13 124V125H14ZM22 124V123H21ZM48 124V125H47ZM62 124V123H61ZM60 124V125H61ZM70 124V123H69ZM69 124H65V126L66 125H68V127H71V126H69ZM95 124H96V122H95ZM128 124V123H127ZM149 124V123H148ZM31 125V124H30ZM40 125V126H41ZM47 125V126H46ZM79 126H80V124H78ZM86 125V124H85ZM93 125V124H92ZM128 125H130V123L128 124ZM150 126H151V124H149ZM178 125V124H177ZM7 126V125H6ZM22 126V125H21ZM26 127H27V125H25ZM65 126H64V128L63 129H65ZM79 126H78V128H79ZM83 126V125H82ZM81 126V127H82ZM1 128H2V126H0ZM23 128H26V127H24V126H22ZM28 127H30V126H28ZM61 127H62V125H61ZM81 127H80V129H81ZM93 127V126H92ZM92 127H90V128H92ZM101 126H99V127H93V129L92 130H94L95 128H98V130L97 129H95V130H97V131H95V132H93V131H91V134H90V132L88 133V131H87V133L89 134V136H91V138H92V135H93V139H94V136H95V138H97V140L96 141H100L103 137H107L108 135L106 134H103V137H102V135H101V130L99 131V128H100ZM103 127V126H102ZM105 127V126H104ZM106 127H107V125H106ZM106 127H105V129H106ZM123 127V126H122ZM124 127H126V125L124 126ZM128 127H130V126H128ZM133 127H135V126H133ZM132 127V128H133ZM149 127V126H148ZM3 128H4V126H3ZM16 128V127H15ZM14 128V129H15ZM35 128H39V125H38V127H35ZM35 128L33 129V131L35 130ZM42 128V127H41ZM41 128H39V129H41ZM44 128H43V130H44ZM48 128V127H47ZM60 128V127H59ZM67 128V127H66ZM86 127H84V129H85ZM109 128V127H108ZM29 129V128H28ZM39 129H37V132H39L40 130ZM53 128H51V130H52ZM62 129V128H61ZM70 129V128H69ZM75 129H76V127H75ZM75 129H73L72 130V132L71 133H73L74 134V132H76V131H74ZM118 129V128H117ZM124 129H127V128H124ZM135 129V128H134ZM11 130H13V128L11 129ZM18 130V129H17ZM29 130H32L31 129V127H30V129ZM39 130V131H38ZM42 130V131H43ZM54 130V132H53V134H54V136L51 138V139H53V141H54V137H55V134L56 133H59L58 132V128H57V132L55 133V129H53ZM77 130V129H76ZM102 130H103V128H102ZM107 130V129H106ZM121 129H119V131L118 132H120V134H122L121 132L123 131H120ZM5 131V130H4ZM8 131V130H7ZM104 131V130H103ZM113 131V130H112ZM117 130L115 129V133H117L116 132ZM131 131H133V130H131ZM131 131H129V132H131ZM3 132V131H2ZM13 132V131H12ZM16 132V131H15ZM22 132V131H21ZM27 132H28V130H27ZM35 132V131H34ZM34 132H33V134H34ZM43 132H46V131H43ZM49 132H51V131H49ZM48 132V134L46 133V134H43L42 136L43 137H41V139H40V137H38L39 139V141L40 140H42V141H40V142H43L45 139V137H48V139L50 138V133ZM63 132H65L64 130H63ZM97 132H99L100 134H99V136L101 135V139L99 140L98 139V135H95V133L97 134ZM107 132V131H106ZM114 132V131H113ZM136 132V131H135ZM135 132L133 131V133H134V135L135 136H137L136 134H135ZM158 132V131H157ZM14 133V132H13ZM29 133V132H28ZM62 132H60V134H58L59 136L60 135H62L61 134ZM79 133V132H78ZM81 133H82V131H81ZM86 133V130H85V132H84V136L86 135L85 134ZM94 133V134H93ZM103 133V132H102ZM128 133V131L126 130V135L128 136L129 134H127ZM132 133V132H131ZM133 133L131 134L132 136H133ZM146 133V132H145ZM144 133V134H145ZM1 134V133H0ZM4 134H6V133H4ZM3 133L1 134V135H4ZM41 134V133H40ZM40 134H37L36 133V136H38V135H40ZM70 134V133H69ZM76 134V133H75ZM188 134V133H187ZM261 134V133H260ZM0 135V136H1ZM18 135V134H17ZM48 135V136H47ZM65 134H63V137H62V139L65 137L64 136ZM72 134H70V136H71ZM79 135H82V134H79ZM105 135V136H104ZM14 134H13V138H14ZM28 137H29V134L27 135ZM58 136V137H59ZM66 136H68L67 134H66ZM89 136H85L84 137V142H82L81 140H80V138L82 137V136H80V138L78 139V140H80L81 141V143L82 144H84L85 142H87L86 141V139H87V137H89ZM97 136V137H96ZM115 136V135H114ZM117 136H118V134H117ZM125 136V135H124ZM131 136V137H132ZM142 136V138H143V136L144 135H141ZM3 137V136H2ZM21 137V136H20ZM30 137H32V134H31V136ZM29 137V138H30ZM61 137V136H60ZM59 137V138H60ZM72 137V136H71ZM109 137H111V136H109ZM109 137L108 138H105V139H102L101 141H103V142H105V144H106V141H107V139H109ZM123 137V136H122ZM186 137V136H185ZM28 138V139H29ZM36 138V137H35ZM44 140H43V139ZM77 138H78V136H77V134H76V138L74 139V140H71V139H73V138H71L70 139V141L71 142H73V141H75V140H77ZM86 138V139H85ZM112 138H114L113 136L109 139V141L112 139ZM128 139H131L132 140V142H134L133 140L134 139H136L137 137H132V138H134V139H132V138H130V136L129 137H127ZM144 138H146V136L144 137ZM149 138V137H148ZM166 138V137H165ZM165 138L163 139V140H165ZM190 138H193V136H190ZM232 138V137H231ZM16 139H18V138H16ZM27 139V140H28ZM32 139V138H31ZM50 139V141H52ZM56 139H57V136H56ZM56 139H55V141H56ZM61 139V140H62ZM65 139V138H64ZM115 139V138H114ZM125 139V138H124ZM147 139V138H146ZM194 139V138H193ZM261 139V138H260ZM59 140L58 142L60 143V144H62V143H64V141L62 140ZM68 141H69V139H67ZM88 140H89V138H88ZM113 140V139H112ZM116 140V139H115ZM142 140H144V139H142ZM161 140H162V138H161ZM191 139H189V141H190ZM195 140V139H194ZM207 140V139H206ZM10 141H12V139H11V137L10 138H8V132H7V135H4V137L3 138H1V140H0V264H11V262H10V259H11V257L13 256H11V254H13V253H11V250L13 251V249L16 247V245L17 244H20V243H24V244H28V245H31L32 244V238L34 239L35 238V240H37V242H38V245L39 246H35V247H33V245H31L34 249H32V248H29V249H31V251L32 250H35L34 252H37L38 250H39V248L38 247H41L42 245H43V250H42V248H40V251H41V256L44 258L43 260L45 261V264H97L98 262H97V260H98V258H95L97 255L96 254H93V251H91V250H89V249H91V248H89L88 249V247H90L89 245H90V243H93L94 245H95V242H96V245H98V246H96L97 247V249H98V247H101L102 248V250H103V247L105 248L106 246H108V245H106V246H103L104 245V240H103V237H97V236H94L93 237V235H92V232H91V229L93 230V228H89V226L91 225H89V221H90V219H89V215L87 216V210L85 211H83V209H81V208H78V207H76L74 204H77V203H75L76 201H79V199H77L76 197H77V195L78 196H82L83 197V195H85V197H86V195H87V197H90V198H92L93 196H94V194L96 195V193H93V194H90L89 193V191L92 193V191L93 192H95V190H97L96 189V182H94L96 179H97V177H96V175L95 176H92V179L94 180L95 178L94 177H96V179L94 180V181H92V179H91V175H93V174H89V172H90V169L87 167L86 169H89V171H88V174L90 175V176H88V174H87V177L89 178V181L91 182V183H88L89 181H81L82 180V178H83V176H84V178L86 177V175H83V173H82V175L83 176H81V170H79V168L81 169V166L79 167V166H76V168H78V170H79V174H80V182H79V180H78V178L77 179H75L77 182H75V180H74V178H75V176L76 175H72L71 174V176L72 177H67L68 176V173H66V172H62V171H59L60 169L62 170L63 168H58L57 167V169H59V170H53L54 169V164H56V165H58V163H59V161L57 160L58 158V156H57V154H59L60 155V153H62V154H64V153H66V152H64L63 151V149L61 150V148H60V150H58L59 152H57V154L55 155L54 154V151H52L51 149V155H53L54 154V156L57 158L56 160H57V162L55 163L54 162V156L52 157L51 155H49L50 153L48 152V151H46L45 150V152H47V154L49 155V156H51L50 158H49V160L50 161H52V162H50L51 163V165H52V163H53V165L51 166V168L53 167V169H52V171H48V169H47V173L46 172H44V168L42 169V167H40V165H38L43 159H42V157H44L45 158V160L47 159L46 158V156L47 155H45V156H41V155H39L37 152H35V151H29V149L28 150H26V151H22L21 152V149H19V147H18V145L17 146H15V143L17 142H15L14 144L12 143L11 144V142ZM15 141V140H14ZM22 141V140H21ZM20 141V142H21ZM24 141V140H23ZM29 141V140H28ZM46 141H48V140H46ZM45 141V142H46ZM61 141V142H60ZM91 141V140H90ZM90 141H88L89 142V145H91L90 144ZM94 141V140H93ZM93 141H91V142H93ZM96 141H94L95 143V145H96ZM118 141V140H117ZM116 141V142H117ZM168 141L169 140H167V142L165 141V144L166 143H168ZM192 141V140H191ZM27 142V141H26ZM36 142V141H35ZM66 142V141H65ZM71 142H69L68 144L67 143H64V150H66V149H68V147L69 146H71L72 145V143ZM102 142V143H103ZM108 142V141H107ZM111 142H113V141H110V143ZM125 142V141H124ZM132 142H131V144H132ZM136 142V141H135ZM144 141H142V142H140L141 144L143 143ZM199 142V141H198ZM201 142H203V141H201ZM263 142V141H262ZM44 143V142H43ZM48 143V142H47ZM54 143V146H55V144H57L56 142H53ZM139 143V142H138ZM139 143V144H140ZM146 143V142H145ZM149 143V142H148ZM172 143V142H171ZM25 144V143H24ZM23 144V145H24ZM40 144V143H39ZM42 144V143H41ZM41 144H40V146H41ZM50 144V143H49ZM66 144L67 145H69L68 147H66ZM71 144V145H70ZM86 144V143H85ZM99 145L97 146V149L100 147V143H98ZM112 144V143H111ZM130 144V145H131ZM141 144H140V146H141ZM165 144H162V145H160V146H163V145H165ZM173 144V143H172ZM189 144V143H188ZM207 144V143H206ZM20 145V144H19ZM53 145V144H52ZM114 145H115V143H114ZM118 145V144H117ZM148 145V144H147ZM169 145V144H168ZM167 144L165 145V146H168ZM189 145H192V143H190ZM21 146V145H20ZM39 146V145H38ZM57 146H58V144H57ZM57 146H56V148H57ZM60 146V145H59ZM63 146V145H62ZM73 146H75L74 144H73ZM85 147H87L88 146V144H86V145H84ZM92 146H93V144H92ZM102 146V145H101ZM111 146H113V145H111ZM125 146H127V144H125ZM131 146H133V145H131ZM136 146V145H135ZM144 146V145H143ZM212 146H213V144H212ZM27 147H29V145L27 146ZM26 147V148H27ZM66 147V148H65ZM106 148H107V146H105ZM128 148H130L129 147V145L127 146ZM139 147V146H138ZM191 147V146H190ZM263 147V146H262ZM262 147H261V149H262ZM31 148H34L35 150H36V146H32ZM30 148V149H31ZM44 148V147H43ZM53 148H55V147H53ZM55 148V149H56ZM71 148V147H70ZM78 148H81L80 146L78 147ZM89 148V147H88ZM92 148H94V147H92ZM110 148V147H109ZM117 148V147H116ZM119 148V147H118ZM146 148V147H145ZM148 148V147H147ZM163 148V147H162ZM162 148H161V151H162ZM171 148V147H170ZM214 148V147H213ZM40 149V148H39ZM74 149V148H73ZM86 149V148H85ZM99 149H101V148H99ZM99 149L97 150L98 152H97V155L95 154V153H93L94 155H96L95 157L97 158V156H98V158L101 156V155H98V153H100L99 152ZM127 149V148H126ZM131 149H134V148H131ZM130 149V150H131ZM139 149V148H138ZM165 149H167V148H165ZM25 150V149H24ZM72 150V149H71ZM76 150H78L79 152L82 150V153H84V151H83V149H81V150H79V149H75V151ZM90 150V149H89ZM94 150H96V148H94L92 151H94ZM103 150V149H102ZM150 150V149H149ZM156 150V149H155ZM190 150H191V148H190ZM44 151V150H43ZM60 151H63V152H60ZM75 151H74V153L73 152H71L72 154H71V157H72V155H74L75 154ZM110 152H111V150H109ZM116 151V150H115ZM121 152H122V149L120 150ZM124 151V150H123ZM128 152H129V149L127 150ZM132 151V150H131ZM136 151V150H135ZM151 151V150H150ZM168 151V150H167ZM167 151H166V153H167ZM223 151V150H222ZM89 151L87 150V152L86 153H88ZM103 153H104V150L102 151ZM154 152V151H153ZM158 152V151H157ZM169 152H171L170 150L168 151V153ZM220 152V151H219ZM56 153V152H55ZM77 153V152H76ZM112 153V152H111ZM120 153V152H119ZM139 153H141V152H139ZM155 153H156V151H155ZM155 153H153L154 154V156H153V158L155 157V162L157 161V160H159V159H157V155H155ZM162 154L164 153V151L163 152H161ZM166 153L164 154V156H166ZM210 153V152H209ZM246 153V152H245ZM262 153V152H261ZM69 155H70V151H69V153H68ZM67 154V155H68ZM78 154V153H77ZM85 154V153H84ZM92 156H93V154H92V152L90 153ZM101 154V153H100ZM107 154V153H106ZM113 154H114V152H113ZM122 154V153H121ZM147 154V153H146ZM150 154V153H149ZM170 154V153H169ZM177 154V153H176ZM239 154H240V152H239ZM76 155V154H75ZM81 155V154H80ZM79 154H78V156L79 157H83V154L80 156ZM89 155V154H88ZM104 155V154H103ZM129 155V154H128ZM132 154H130V156H131ZM158 155H160L159 153H158ZM173 154H170V156H171V158L173 157L172 156ZM221 155H223V154H221ZM260 155H261V157H260ZM87 156V154L85 155V157ZM90 156V155H89ZM105 156V155H104ZM108 156V155H107ZM107 156H105V160L107 159L108 160V157ZM116 156V155H115ZM118 156V155H117ZM120 156V155H119ZM161 156V155H160ZM163 156V155H162ZM161 156V157H162ZM207 156V155H206ZM209 156V155H208ZM230 156V155H229ZM232 156V155H231ZM244 156V155H243ZM260 159H261V161L264 159L263 157H264V155L262 156V154H259V155H257ZM67 157V156H66ZM76 157V156H75ZM103 157V156H102ZM107 157V158H106ZM122 157V156H121ZM120 157V160L121 159H123V158H121ZM124 157V156H123ZM133 156H131V158H132ZM175 157V156H174ZM184 157V156H183ZM198 157H199V155H198ZM212 157V156H211ZM224 158L226 157V156H223ZM257 157V158H258ZM89 158V157H88ZM88 158H86V161H87V159ZM95 158V159H96ZM113 159V161H112V159ZM130 158V159H131ZM134 158V157H133ZM153 158H151L152 160H153ZM159 158V157H158ZM170 158V157H169ZM201 158V157H200ZM209 158V157H208ZM222 158V157H221ZM53 159V160H52ZM69 159V158H68ZM71 159V158H70ZM80 159L81 158H79V161L77 162V164L80 162ZM103 159V158H102ZM111 159V161L114 163V159H116L115 157H114V155L112 156V154H111V157L109 158V160ZM138 159H140V156L139 155H137V159H135V160H137V161H139ZM163 159H165V157L163 158ZM223 159V158H222ZM81 160H83V161H81L80 163H82L83 162V164L85 163V158H83V159H81ZM91 160V159H90ZM97 160V159H96ZM106 160V162H109V160L107 161ZM132 160V159H131ZM152 160H151V163H150V160H146V162L147 161H149L148 162V166H149V163L150 164H153V163H155L154 161L152 162ZM167 160V159H166ZM165 160V161H166ZM170 160V159H169ZM180 160V159H179ZM188 160V159H187ZM208 160V159H207ZM227 160H232L231 158L229 159H227ZM47 161L48 160H46V163L45 164H47ZM71 160H69V163L71 164L72 162H70ZM73 161H75V159L73 160ZM76 161H77V159H76ZM99 161H101L100 159H99ZM110 161V162H111ZM122 161V160H121ZM136 161V162H137ZM143 161V160H142ZM184 161V160H183ZM199 161V160H198ZM60 162H62V160L60 161ZM65 162V161H64ZM89 162V165H90V161H87V163ZM93 162V161H92ZM97 162L98 161H95L94 160V162L93 163H95V164H97ZM105 162V163H106ZM111 162V163H112ZM120 162V161H119ZM119 162H117V163H119ZM124 162H126L125 161V159H124ZM123 162V163H124ZM141 162V160L139 161V163ZM158 162V161H157ZM161 162V161H160ZM159 162V163H160ZM162 162H164L163 160H162ZM169 163H167V162H165L164 163V165L167 163L168 165V167H172V162L173 161H168ZM171 162V163H170ZM205 163H206V160L204 161ZM204 162L203 163H201L202 165H200V166H202V168H203V164H204ZM67 163V162H66ZM87 163H85V165H87ZM101 163V162H100ZM100 163H98L99 165H100ZM117 163H115V164H117ZM122 163V164H123ZM130 163H131V161H130ZM132 163H133V161H132ZM156 164L158 167H160V168H162V164H161V166H159L160 164ZM192 163V162H191ZM191 163H187V164H189V166H187V165H185V166H183V167H185V169H186V167H190V169H191ZM194 163V162H193ZM208 163V162H207ZM221 163H223V164H227V163H229V162H223V161H221ZM63 164V163H62ZM61 164V165H62ZM65 164V163H64ZM64 164H63V167H64ZM68 164V163H67ZM69 164V166H68V168L71 166V167H75V166H73V164L72 165H70ZM74 164H75V162H74ZM82 164V165H83ZM92 164V163H91ZM120 164V163H119ZM119 164H117L118 166H119ZM141 165L143 164V163H140ZM171 164V165H170ZM214 164V163H213ZM47 165H49L50 166V164H47ZM78 165H80V164H78ZM94 165V164H93ZM103 165V164H102ZM107 166H105V164H104V168H108V166H109V168L108 169H110V167H111V171H112V169L114 168H112V166H114L113 164L110 166L109 164H106ZM134 165H135V163H134ZM137 165H138V167H140L139 166V164H138V162H137ZM143 165H145L146 166V163H144ZM156 165H152L153 167H156ZM170 165V166H169ZM173 165H174V163H173ZM183 165H184V162H183ZM196 165H197V168H198V162H197V164L195 163V165H193L194 167H196ZM49 166H47V167H49ZM60 166V165H59ZM88 166V165H87ZM90 166H92V165H90ZM126 166V165H125ZM147 166V167H148ZM151 166V165H150ZM166 166V167H167ZM200 166H199V168H200ZM205 166H207V164H205ZM62 167V166H61ZM70 167V168H71ZM94 167V166H93ZM92 167V168H93ZM99 167V166H98ZM135 167V166H134ZM144 167V166H143ZM157 167V168H158ZM169 168L168 170L169 171H173V170H171L172 168ZM179 167V169L178 170H181L180 169V167H182V166H178ZM183 167H182V169H183ZM194 167H192L193 169H194ZM50 168V167H49ZM67 168V167H66ZM72 168V169H73ZM82 168H84V167H82ZM104 168L102 169L101 168V170H104ZM126 168H127V166H126ZM125 167L124 168H122L123 170L124 169H126ZM71 169V170H72ZM86 169H85V172L87 173V171H86ZM96 169V167H94L93 169H92V171L93 170H95ZM119 170L121 169V167H119L118 168ZM136 169H138V168H136ZM175 170H176V168H174ZM185 169H183V171L185 170ZM205 169V168H204ZM211 169V168H210ZM209 169V170H210ZM43 170V171H42ZM46 170V169H45ZM66 169H65V167H64V171H65ZM107 170V169H106ZM115 170H117L116 169V167H115ZM131 169H129V170H127V171H130ZM139 170H140V168H139ZM138 170V171H139ZM143 171H145L146 172V170H144V169H142ZM159 170V169H158ZM195 170V169H194ZM215 170H218V169H215ZM66 171H68V170H66ZM84 171V170H83ZM100 171V170H99ZM150 171V170H149ZM155 171H157V170H155L154 169V171H152V172H155ZM160 171V170H159ZM161 171L162 172H164L162 169H161ZM182 171V170H181ZM180 171V172H181ZM183 171H182V173H183ZM193 171V170H192ZM201 171V170H200ZM211 171H212V169H211ZM68 172H70V169H69V171ZM73 172H77L78 173V171H73ZM121 172H122V170H121ZM133 172V174H134V171H132ZM140 172H142L141 170H140ZM145 172H143V173H145ZM180 172H178L177 171V173H178V175L180 174ZM190 172V171H189ZM63 173H66L65 175H63ZM71 173V172H70ZM91 173V172H90ZM94 173H96V172H94ZM101 173V172H100ZM117 173V172H116ZM147 174H148V171L146 172ZM156 173V172H155ZM177 173L175 172V173H173V175H171L170 173H166L167 175L169 174V177H174V178H176L175 176H177ZM185 173H186V170H185ZM185 173H184V175H185ZM193 173H194V171H193ZM217 174H218V172H216ZM99 173H97V176H99L98 175ZM106 174H108V171H107V173ZM106 174L104 175V176H106ZM130 174H131V172H130ZM161 174V173H160ZM174 174H176L175 176H174ZM207 174V173H206ZM67 175V176H66ZM149 175H150V173H149ZM158 175V174H157ZM171 175V176H170ZM194 175V174H193ZM220 174H218L217 176L218 177H221V176H219ZM103 175H102V177H104ZM116 176V175H115ZM118 176V175H117ZM120 176V175H119ZM128 176V175H127ZM137 174H136V179H137ZM155 176H156V174H155ZM186 176V175H185ZM195 177H197L196 175H194ZM203 176V175H202ZM201 176V177H202ZM17 177H23L24 178V180L23 181H20V180H18L17 179ZM86 177V178H87ZM101 176H99V180H101L102 181V178ZM107 177V176H106ZM179 177V176H178ZM177 177V178H178ZM188 177V176H187ZM190 177H192V178H195V177H193V176H190ZM204 178H205V176H203ZM202 177V178H203ZM87 178V179H88ZM133 178H135V174H134V177ZM189 178V177H188ZM188 178H186V179H188ZM191 178V179H192ZM104 180L106 179V178H103ZM129 179V178H128ZM190 179V180H191ZM240 179V178H239ZM103 180V181H104ZM114 180V179H113ZM120 180H121V178H120ZM193 181H194V179H192ZM195 180H197L196 182H200L202 179L200 178V180L198 179V178H196ZM220 180H224V179H221L220 178ZM236 180H238V179H236ZM118 180L117 179H115V182H117ZM122 181H123V179H122ZM137 181H139V180H137ZM183 181H185V180H183ZM186 181H188V180H186ZM206 182H208V183H211V182H215L216 184H218L219 185V183L221 184V182L219 181V179H218V181H214L213 179H206L205 180ZM239 181V180H238ZM86 182V183H85ZM95 183V186L92 188V186L90 187V184H92V183ZM120 182V181H119ZM118 182V183H119ZM125 181H123L122 182V184L124 183ZM128 182H133L134 183V181H131V178H130V180L128 181ZM140 182V181H139ZM189 182V181H188ZM190 182H192V181H190ZM202 182V181H201ZM224 182V181H223ZM222 182V184L221 185H223L224 183ZM226 182V181H225ZM240 182V181H239ZM100 183V182H99ZM98 183V185H99V187H100V185H104V182H102V183H100L99 184ZM126 183V182H125ZM215 183L213 184V185H215ZM238 183V182H237ZM237 183H236V185L234 184V182L232 183V184H234L233 186H237ZM261 182H259V184H260ZM106 184H107V186L108 185H110L109 184V182L106 180ZM115 184V183H114ZM129 184V183H128ZM204 184H205V182H204ZM227 184H228V182H227ZM231 184V183H230ZM97 185V186H98ZM115 185H117L116 186V189H117V187L118 186H120L121 184L119 183V184H115ZM115 185H113V186H115ZM210 185V184H209ZM229 185V184H228ZM112 185H110V187H111ZM125 186H127V185H125ZM124 186V187H125ZM132 186H134V184L132 185ZM130 187V186H127V188L129 187V188H133V187ZM135 186H137V184H135ZM103 187V186H102ZM208 187V186H207ZM242 187V186H241ZM243 187H248L249 189H250V187L249 186H247V185H245V186H243ZM126 187H125V189H127ZM210 188V187H209ZM17 189H23V191H24V189H25V191L28 189V191L27 192H29V194L34 190V192H36L35 190H38L39 191V197H38V195H37V197L38 198H34L33 199V204H34V202H35V205L37 204L38 205V203H39V205H40V207L39 206H37V207H35V209H34V211L32 212V214H30V211H29V209L27 210V209H25L24 208V211L25 210H27V212H29L28 214H30V215H26V214H24L23 216L25 217V215H26V217L27 218H24V217H21L22 216V214L20 215V217L19 216H17L16 215V217H18V219L16 218H13L11 215H12V212L14 211L13 210V207H14V205H16L14 202H15V199H16V197H11L10 196V193L11 192H15V190H17ZM30 189V190H29ZM33 189V190H32ZM246 189V188H245ZM256 189H258V190H260L261 192H263L264 191V183H261L260 185H257V187H256ZM31 191V192H30ZM98 191V190H97ZM131 191V190H130ZM134 191H135V189H134ZM202 191H204V189H202ZM202 191L200 190V192L202 193ZM98 192H100V191H98ZM111 192V191H110ZM18 193H20V191H18ZM33 193V192H32ZM38 193V192H37ZM90 195H89V194ZM102 193H103V191H102ZM130 193V192H129ZM204 193H206V191H204ZM264 193V192H263ZM12 194H14V193H12ZM17 194V193H16ZM98 194H100V193H98ZM103 194H105V192L103 193ZM103 194H102V199H103ZM208 194V193H207ZM19 195V194H18ZM33 195V194H32ZM89 195V196H88ZM13 196V195H12ZM25 196V195H24ZM28 196V195H27ZM36 196V195H35ZM80 196V197H81ZM97 196V195H96ZM96 196L94 197V199H96ZM105 196H106V194H105ZM114 196V195H113ZM11 197V198H10ZM20 197H21V194H20ZM23 197V196H22ZM21 197V198H22ZM28 197H30V196H28ZM86 197V198H87ZM100 197V198H101ZM127 197V196H126ZM12 198L14 199V200H12ZM24 198V197H23ZM90 198H87V199H90ZM125 198V197H124ZM143 198V197H142ZM25 199V198H24ZM83 199H84V197H83ZM82 199V200H83ZM93 199V198H92ZM114 199V198H113ZM113 199H112V201H113ZM120 198H118V201L120 202V200H119ZM121 199H122V197H121ZM130 199V198H129ZM17 200V199H16ZM29 201V199L27 198L26 199V201ZM32 200V199H31ZM35 200V201H34ZM97 200V199H96ZM106 200V199H105ZM105 200H103V201H105ZM114 200H116V199H114ZM124 200V199H123ZM128 200V199H127ZM127 200H124V201H127ZM131 200V199H130ZM133 200V199H132ZM25 202V200H22L21 202ZM38 201V202H37ZM99 201V200H98ZM117 200H116V202H115V205H116V203L118 202ZM124 201H122L121 200V202L120 203H122V202H124ZM134 201V200H133ZM17 202L19 203L20 202V199H19V197H18V200H17ZM30 202V201H29ZM32 202H30L31 203V205H32ZM37 202V203H36ZM79 202H82V201H79ZM84 202V201H83ZM86 202H87V200H86ZM91 202V201H90ZM90 202H88V203H90ZM118 202V206H120L119 203ZM129 202V201H128ZM26 203V202H25ZM29 203V204H30ZM85 203V202H84ZM107 203L108 202H106V206H107ZM112 203V202H111ZM113 203H114V201H113ZM125 203L126 202H124V203H122L123 204V206L125 205ZM23 204V203H22ZM82 204V203H81ZM98 204V203H97ZM18 206H20L21 204L19 203V204H17ZM16 205V207H18ZM86 205H88L87 203H86ZM90 205V204H89ZM88 205V206H89ZM99 205V204H98ZM105 205V204H104ZM128 205V204H127ZM80 206V205H79ZM84 206H85V204H84ZM87 206V207H88ZM101 206V205H100ZM102 206H103V204H102ZM131 206V205H130ZM129 206V208H131ZM93 207V206H92ZM109 207V206H108ZM126 207H128V206H126ZM126 207H125V209H126ZM29 208H31L30 207V205H29ZM34 208V207H33ZM32 208V209H33ZM40 208V209H39ZM91 208V207H90ZM93 208H95V207H93ZM97 208H100L99 206H97ZM15 209V208H14ZM88 209V208H87ZM124 209V208H123ZM96 210V209H95ZM94 210V211H95ZM101 210H104V209H100V211ZM16 211V210H15ZM14 211V212H15ZM94 211H92V213L94 214L95 212ZM99 211V210H98ZM106 211V210H105ZM104 211V212H105ZM13 212V213H14ZM18 212H19V209H18ZM17 212V213H18ZM26 212V211H25ZM89 212V211H88ZM96 212H97V210H96ZM103 212V213H104ZM116 212V211H115ZM105 213H107V211L105 212ZM15 214H16V212H15ZM14 214V215H15ZM89 214V213H88ZM96 214V213H95ZM97 214H99V213H97ZM97 214H96V216H97ZM13 215V216H14ZM91 217V216H90ZM94 218V217H93ZM97 218H98V216H97ZM28 219V220H27ZM254 220V219H253ZM92 221V220H91ZM97 221V220H96ZM92 222H95L94 220L92 221ZM121 224V223H120ZM132 224V223H131ZM257 224H259V222L257 223ZM99 225V224H98ZM97 224H96V226H98ZM242 226V225H241ZM132 227V229L134 228V226H131ZM95 228V227H94ZM118 230H119V228H117ZM122 229V228H121ZM95 230V229H94ZM93 230V231H94ZM117 230V231H118ZM134 230V229H133ZM189 230V229H188ZM97 231V230H96ZM125 231V230H124ZM95 232V231H94ZM126 232V231H125ZM131 232V231H130ZM183 232V231H182ZM98 233V232H97ZM97 233H96V235H97ZM99 234V233H98ZM120 236H121V234L120 233H118ZM117 234V235H118ZM124 234V233H123ZM130 234V233H129ZM116 235V236H117ZM251 235V234H250ZM119 236V237H120ZM125 236H127V235H125ZM129 236V235H128ZM30 237V238H29ZM93 237V238H92ZM118 237V238H119ZM254 237V236H253ZM97 238V239H96ZM125 238V237H124ZM127 238H129V237H127ZM135 238V237H134ZM250 238V237H249ZM28 239L30 240V242L28 243L27 241H28ZM114 239V238H113ZM120 239V238H119ZM93 240V241H92ZM96 240V241H95ZM118 240V239H117ZM121 240H123V239H121ZM121 240H119V241H121ZM127 240V239H126ZM40 241V242H39ZM92 241V242H91ZM95 241V242H94ZM119 241L117 242V243H119ZM27 242V243H26ZM113 242V241H112ZM39 243H41V244H39ZM108 243V242H107ZM106 243V244H107ZM115 243V242H114ZM128 243V242H127ZM126 243V244H127ZM24 244L23 245H20V246H24ZM34 244V243H33ZM35 244H37V243H35ZM93 244H91V245H93ZM100 244H103L102 246L100 245ZM121 244V243H120ZM125 244V243H124ZM28 245H26V247L28 246ZM113 245V244H112ZM121 245H123V244H121ZM120 245V246H121ZM130 246L131 244H127L126 245V247L127 246ZM116 246H117V244H116ZM128 246V247H129ZM123 247V246H122ZM122 247H121V249H122ZM128 247H127V250H128ZM21 248V247H20ZM19 248V249H20ZM36 248H38V250H36ZM18 249V250H19ZM22 249V248H21ZM106 249H108V247H106ZM118 250H119V248H118ZM126 250V251H127ZM17 251V250H16ZM15 251V252H16ZM22 252H19L20 254H17V256H18V261L16 262V264H23L22 262L25 260V258L24 257H26L27 255H26V253L28 252V250L24 247L22 250H21ZM98 251V250H97ZM104 251V250H103ZM106 251V250H105ZM121 251V250H120ZM125 251V252H126ZM17 252V253H18ZM96 251H94V253H95ZM107 252V251H106ZM114 252V251H113ZM235 252H236V250H235ZM29 253H33V252H30V250H29ZM100 253V252H99ZM107 254V253H106ZM115 254V253H114ZM37 255H39V253L37 254ZM113 254H111V256H112ZM117 255V254H116ZM127 255V254H126ZM34 257L36 256L35 254L33 255ZM102 256V255H101ZM108 256V255H107ZM114 256V255H113ZM38 257V256H37ZM98 257V256H97ZM103 257V256H102ZM28 258H29V254H28V256H27V260H28ZM32 258V257H31ZM30 259V258H29ZM101 259V258H100ZM113 259V258H112ZM42 260V259H41ZM98 261H100V260H98ZM102 261H103V259H102ZM97 262V263H96ZM103 262H105V261H103ZM101 263V262H100ZM42 264V263H41Z\"/></svg>",
  "mask_w": 264,
  "mask_h": 264
}]
</instances>
